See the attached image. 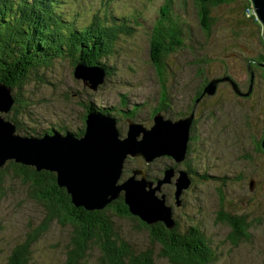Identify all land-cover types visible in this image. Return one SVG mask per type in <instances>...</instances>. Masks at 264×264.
<instances>
[{
    "label": "trees",
    "instance_id": "trees-1",
    "mask_svg": "<svg viewBox=\"0 0 264 264\" xmlns=\"http://www.w3.org/2000/svg\"><path fill=\"white\" fill-rule=\"evenodd\" d=\"M189 1L195 11L196 25L204 38H207L213 33L218 19L217 15L214 16V11L219 5H227L232 0H163L158 8V17L147 26L149 31L141 44L147 48V62L158 83L156 103L153 109L148 108L151 111L150 125L154 123L153 116L156 113L165 111L171 116H177L185 112L187 115L179 118L193 116L190 128L192 126L197 128L192 135L194 143L190 142V131L188 134L186 151L188 159L177 161L174 156L163 155L167 160H171L175 168L185 169L189 173L190 184L183 191L181 198L194 182L191 174L200 176V180L214 177L206 172L198 174L191 167V162L199 160L197 154H201L202 150L197 144L207 140L210 135V128L207 126L217 120L216 113L212 109L217 99L223 95H231L233 100L230 104L236 106L237 103L253 97L256 78L264 80V66L260 65L264 64L263 25L254 12L251 0H244L242 13L239 11L240 6L237 5L235 23H240L239 19L242 22L252 20L253 25L250 26L249 31H253L250 33L255 35L253 37L257 41L259 54L256 55L250 51L251 55H248L243 48L241 51L245 52L242 56L247 59V62L238 67L236 55L233 54L231 57H225L228 58L227 63L223 62L224 57L204 56L197 59L193 76V81L196 82L190 88L194 92L188 101L180 104L183 107L181 111L176 109L178 107L175 108L170 98L174 99L172 92L181 81H184V76H171L170 60L185 47L184 38L187 37L185 26L189 25L179 13ZM87 7H89L88 4ZM114 11L110 2L102 3L96 9H90L87 18L84 19L85 23L78 25L81 18L78 19L77 12L71 14L70 10L64 6V0H0V82L11 87L14 98L11 109L3 116L15 124L18 133L42 136L54 132H68L81 136L85 131V115L88 111L96 110L104 115L115 117L112 112L114 105L111 107L94 105L92 95L95 90L87 87L92 90L86 91L91 97L83 105L77 127L74 128L73 123L68 124L65 119L56 118L60 115L53 113L49 114L51 115L49 118L56 119L54 122H48L47 125L42 124L46 122L45 116L39 115L37 127L33 122L38 115L34 111L35 102L33 103L25 93V87L32 82L36 90L54 85V78L49 75H52L53 65L58 60H67L73 68L78 62L99 65L105 71V82L113 74L114 67L108 63V59L118 53L119 40L123 35H132L138 27L141 28L142 24H145L138 8L135 10L129 8L125 13L116 11L115 14ZM230 32L237 35L233 27ZM216 62L219 66L212 68L211 64ZM48 69H50L49 73L46 72ZM239 72L242 73V81L239 79ZM212 81H215L214 89L212 93H209L207 88ZM104 82L98 88H101ZM186 83L188 84L187 80ZM63 97L66 101L74 102L75 100L76 103L80 101L67 92L63 93ZM121 97L125 106L127 96L123 94ZM139 106L140 104L123 113L126 123L128 119L141 123L136 113ZM262 107L264 108V105ZM204 109L206 110L203 111ZM172 112L177 114L172 115ZM230 112L232 113V110ZM240 117L250 128L249 112L246 111ZM22 119L31 124L30 129L22 128L20 122ZM201 125L202 131H200ZM203 133L205 135H202ZM216 136L218 137L217 133ZM248 137L249 147L242 150V159L245 162H254L256 156L261 155L264 159V126L259 137L255 134H250ZM190 144L193 145L192 148ZM127 159L145 163L141 155L135 157L128 155ZM160 171L163 173V170ZM145 173L149 179L158 178L148 170ZM240 173L238 171L237 177L227 175L220 177L222 187L233 179L238 182L241 180L245 185L247 178L252 177L247 175V178L243 179V174ZM15 181L17 182L11 185ZM250 181L254 184V180L249 179L248 188H250ZM15 184L22 188L21 194L24 197L41 206L42 217L36 225L27 227L24 235L13 243L4 264H44L33 259L34 246L54 222L70 228L68 241L64 245V251L61 252L63 256L61 264H84L85 261L90 260L95 264H159L161 259H165L168 264H218L226 253L220 246L222 242L231 245L227 252L240 245L243 249H251L256 237L254 231L264 227V217L229 204L221 188L216 191L217 201L214 207L201 215L202 220L190 219V224L188 222L187 227L184 225L181 228L177 220H174V225L169 226L162 220L149 223L133 215L125 203L123 192L117 199L99 208L87 209L83 206H75L66 187L58 184L56 171L37 169L34 165L22 164L14 160L7 161L0 168V206L8 195H16L13 189ZM170 186L173 188L170 196L172 198L170 202H172L175 199L176 186L173 182ZM174 205L176 206L175 202ZM206 212L211 217L214 215L211 227L226 228L222 240L215 235V232H213L214 236L209 234V224L204 221L207 218ZM125 218L135 220L140 228L134 224L122 225L118 222ZM260 232L264 235V230ZM128 233L139 235L141 238L135 239L144 240V246H137L128 237Z\"/></svg>",
    "mask_w": 264,
    "mask_h": 264
},
{
    "label": "rangeland",
    "instance_id": "rangeland-1",
    "mask_svg": "<svg viewBox=\"0 0 264 264\" xmlns=\"http://www.w3.org/2000/svg\"><path fill=\"white\" fill-rule=\"evenodd\" d=\"M106 2L111 3V6L115 9V14L116 11L118 13H125L129 8L133 10L138 8L142 13L145 23L142 24L141 28L138 27L132 35H123L119 40L117 44L118 53L108 59V63L114 67L113 74L92 95L93 102H95L94 105L106 107L114 105L112 112L117 118L120 135L126 137L128 127L123 113L139 104L140 106L136 113L140 117V124L151 126V111L148 108L151 107L153 109L156 103L158 83L152 68L147 62V48L141 44L144 42L147 36L146 33L149 31L147 26L152 24L158 17V8L163 3V0H65V6L71 10V14L78 13V19L81 18L78 23L80 25L87 18L90 9H96ZM87 4L89 7H87ZM244 4V0H232L227 5H219L214 11V16H218L217 22L213 33L207 38H204L196 25V15L190 1L186 4L185 8L181 9L179 14L187 20L189 26H185L187 35L184 38L185 47L179 50L170 60L172 64L171 76H184V81H181L173 92L170 91L174 95V99L170 98V100L174 103L175 108L178 107L176 109H180L181 111L183 107L180 104L188 101L194 92L190 88L196 82L193 81V76L195 75V62L197 59L204 56L224 57L223 62L227 63L228 58L225 57H231L233 54L236 55L238 62L236 66L238 67L245 62V57L242 56L245 51L248 55H251L248 51L252 53L258 52L257 41L253 37L255 35L250 33L253 31H249L250 26L253 25L252 20L242 22L239 19L240 23H235V13L238 10L237 5L240 6L239 11L242 13ZM232 27L237 31V35L230 32ZM243 48H245V51H241ZM219 63L222 64L221 61ZM219 63H212V68L219 66ZM46 72L49 73L50 69ZM238 76L240 81H242L241 72L238 73ZM49 77L54 78V85L52 86L36 90L32 82L25 87V93L31 98L33 103L35 102L34 111L38 114L37 119L33 120V122L38 127V116L44 115L46 122L42 124L47 125L48 122H54L56 118H60L65 119L68 124L73 123L74 128L77 127V124L80 123L79 118L82 115L83 105L91 97L87 95L86 91L92 90L87 88L88 86H85L81 80L73 77V66L67 60L56 61L53 65L52 75H49ZM253 88L254 94L249 100L241 101L234 106L230 104V101L233 100L232 96L223 95L217 99L216 105L212 108L216 113L217 120L214 123H209L207 126V128H210V135L207 137V140L202 143L198 142L199 144L197 145L201 148L202 155L200 153L197 154L199 160L197 162L193 160L191 167L198 174L206 172L214 177L200 180V176H197L195 173L191 174L194 182L182 196V204L178 207L174 205L175 199L170 202L172 200L170 198L171 191H173L170 183L162 182L160 188L155 191L156 196L160 199H162L163 194L166 195V201L171 205L173 219L179 221L181 228L184 225L187 227L190 224V219L202 220L201 215L206 210H211L214 207L217 201L216 191L218 188H221L229 204L236 205L241 210H248L253 214L264 217V179H262L264 178V159L261 155L259 157L256 156L254 162H245L241 155L242 150L249 147L248 136L255 134V136L259 137L264 126V108L262 107L264 105V80H257L256 78ZM66 92L80 101L77 103L75 100L74 102L66 101L63 97V93ZM123 94H126V99H128L125 106L121 97ZM230 110H232V113ZM246 111L250 114V128L247 127L243 118L240 117ZM50 113L59 114L60 117L49 118L51 116L49 115ZM159 113L166 118L175 117L165 111ZM175 114L177 113L172 112V115ZM20 122L22 128L27 127L30 129L31 124H28L27 121H23L22 119ZM202 130L203 126L201 125L200 131ZM216 133L219 138L216 136ZM202 135H205V133ZM11 157L15 158V156ZM161 157L163 155L156 157L150 164L146 162L142 164L133 159H125L126 161L122 169L123 180L128 177L140 178L141 174L137 171H135L136 173L132 172L138 169L148 170L151 174L157 175L159 179H163L164 174L159 169L163 170L166 165L169 167L174 166L171 164V160ZM14 158L9 160H23V157ZM4 165L5 163L1 167ZM176 169L177 167L175 171ZM238 171L241 172L240 174H243V179H246L247 175L252 177L247 178L245 185L241 180L238 182L233 179L222 187L220 177L224 175L237 177ZM256 172L262 173L256 174ZM249 179L254 180V184L250 188L247 186ZM123 180L118 181V185H122ZM16 182H12L11 185ZM13 189L16 195H8L3 199L0 206V264L5 263V257L9 249L15 241H18L24 235L27 227L36 225L42 217V208L37 202L24 197L21 194L22 188L19 185L15 184ZM208 212L205 214L207 218L204 221L209 224V234L214 236L213 232H215V235L222 240L226 228L222 226L211 227L214 215L211 217L208 215ZM166 213L164 212L162 215L165 216L166 220H169ZM118 222L122 225L134 224L140 228L137 222L130 218L120 219ZM69 230L68 226L54 222L48 232L43 234L34 246L33 259H36L38 262L41 261L44 264H61L63 258L61 252L64 251V245L68 241ZM261 230H264V227L254 231L256 237L254 246L251 249H243L242 245H240L227 252V249L231 245L222 242L220 246L226 253L221 257L218 264H264V235L260 232ZM142 232L145 231L142 230ZM128 237L137 246L143 247L145 244L144 240L135 239L141 238L139 235L128 233ZM84 264L95 263L90 260L85 261ZM159 264H168V262L165 259H161Z\"/></svg>",
    "mask_w": 264,
    "mask_h": 264
},
{
    "label": "water",
    "instance_id": "water-1",
    "mask_svg": "<svg viewBox=\"0 0 264 264\" xmlns=\"http://www.w3.org/2000/svg\"><path fill=\"white\" fill-rule=\"evenodd\" d=\"M251 2L256 16L263 25L262 34L264 36V0H251ZM260 65L264 66V64ZM73 75L75 79L81 80L85 86L92 90H97L104 82L105 71L99 65H87L78 62L73 68ZM214 84L215 81H212L208 86L207 91L209 93L213 92ZM13 103L14 98L11 87L4 82H0V167L9 159L14 158L11 156H15V158L23 157V160L14 159L22 164L34 165L37 169L56 171L58 184L66 187L75 206H83L87 209L99 208L117 198L123 192L125 203L133 215L149 223L162 220L169 226L174 225L171 205L167 203L166 195L163 194L162 199H160L156 196L155 191L160 188L162 182H173L176 186L174 190L175 204L180 206L181 195L190 184L187 170H179L176 174L174 167L166 166L163 169L164 178L152 180L147 177L143 169H138L132 172L136 173L135 171H137L141 174L140 178L128 177L123 180L122 169L128 155L132 157L141 155L145 162L149 164L156 157L162 155L174 156L177 161L184 160L188 146L190 122L193 116L189 115L173 121L171 118H166L161 113H157L153 116L154 123L150 126L156 128V131L152 134L145 124L136 123L128 119L127 137L124 138L120 135L119 129L116 128L117 119L115 117L104 115L100 111L90 110L85 115V131L81 136L68 132H54L42 136H33L19 134L16 131L15 124L3 116V113L7 114L9 112ZM106 123L112 125L113 138L105 137L103 134L108 131L104 127ZM129 128H131V135L128 142L123 145V141L128 139ZM171 140L173 141L172 143H167L171 142ZM88 142L90 144L94 142L103 143L92 144L93 147L89 149L74 150V146L84 145ZM169 144H172L174 148L169 149ZM49 145L54 148L61 147L64 150L66 147L71 146L72 150L70 153L61 151L52 153L45 150V147ZM111 164H113V171L110 177L111 183L109 182L107 186L101 180L105 177L101 173H104V170ZM102 165H104V168ZM93 174L95 175L93 176ZM120 180H123L122 185H118ZM252 185L253 183L250 181L249 186L252 187ZM81 188L83 192L80 191ZM133 194L141 195L140 197L146 195L148 199L152 198L150 203L148 199L146 200V198L142 197L151 206V209L136 205ZM164 212H167L166 215L169 220H166L165 216L162 215Z\"/></svg>",
    "mask_w": 264,
    "mask_h": 264
},
{
    "label": "bare ground",
    "instance_id": "bare-ground-1",
    "mask_svg": "<svg viewBox=\"0 0 264 264\" xmlns=\"http://www.w3.org/2000/svg\"><path fill=\"white\" fill-rule=\"evenodd\" d=\"M98 121H99V119H97ZM172 120V119H171ZM101 121V120H100ZM173 121H175V120H173ZM104 123V122H103ZM100 126V125H99ZM111 124L109 125V123H106V125L104 126L108 131H106V133H103L104 134V136L105 137H110V138H113L114 137V134L111 132ZM168 126V125H167ZM116 128H118V125L116 124ZM148 129H150L151 130V134L152 133H154L155 131H156V128L155 127H150V128H148ZM158 129V128H157ZM97 130V129H96ZM98 131V130H97ZM100 131V130H99ZM102 131V130H101ZM163 132V131H162ZM180 132V131H179ZM95 133H97V132H95ZM99 135H100V133H98ZM102 134V135H103ZM130 135H131V128H129V132H128V139H126V140H124L123 141V145H125L127 142H128V140H129V137H130ZM159 135V134H158ZM165 135H167V134H165ZM164 135V136H165ZM171 135V134H170ZM157 136V135H156ZM126 137H127V133H126ZM126 137H124V138H126ZM165 138V137H164ZM100 139V138H99ZM155 139V138H154ZM161 139V138H160ZM162 140H163V138H162ZM170 140V139H169ZM101 141V140H100ZM106 141V140H105ZM112 141V140H111ZM156 141V140H155ZM48 142V141H47ZM110 142V141H109ZM160 142V141H159ZM173 141L171 140V142H167V143H172ZM64 143V142H63ZM69 143V142H68ZM98 143H103V142H94V143H92L93 145H95V144H98ZM163 143H165V142H163ZM92 144H90L89 142L87 143V144H84V145H77V146H74V150H83V149H89V148H91V147H93L92 146ZM174 144V143H173ZM100 145H102V144H100ZM110 145V144H109ZM165 145V144H164ZM163 145V146H164ZM108 147V146H107ZM169 149H172V148H174V146L172 145V144H169ZM95 148H96V146H95ZM163 148V147H162ZM97 149V148H96ZM46 151H48V152H52V153H57L58 151H61V152H67V153H70L71 152V150H72V147L71 146H69V147H66L65 148V150H64V148H61V147H59V148H54V147H52L51 145H49V146H47V148L45 149ZM75 152V151H74ZM89 164V163H88ZM103 166V168H104V165H102ZM102 168V169H103ZM106 168V167H105ZM174 169H175V167H174ZM99 170V169H98ZM96 171V170H95ZM112 171H113V164H111L109 167H107L105 170H104V173H101V175H105V177H103V179H101L102 180V182L104 183V184H108L109 182H110V177H111V174H112ZM91 173V172H90ZM115 173V172H114ZM87 175V174H86ZM95 174H93V176H94ZM114 175V174H113ZM90 178H91V175H90ZM93 178V177H92ZM96 178V177H95ZM101 178V177H100ZM83 180V179H82ZM97 180V179H96ZM100 181V180H99ZM112 181V180H111ZM83 183V182H82ZM81 183V184H82ZM95 183V182H94ZM97 184H98V182H96ZM111 183V182H110ZM101 185V184H100ZM112 185V184H111ZM83 186V185H82ZM102 186H105V185H102ZM108 186V185H107ZM111 187V186H110ZM105 188V187H104ZM107 189V188H106ZM103 190V189H102ZM102 190H101V192H102ZM81 192H83V190H82V188H81V190H80ZM80 193V192H79ZM100 193V192H99ZM144 194V193H143ZM97 195V194H96ZM149 195V194H148ZM133 196V199H134V203H136V205H138V206H141V207H146V208H148V209H151V206H149L148 204H147V202L144 200V199H142V197L143 198H146V200L148 199L147 198V196L146 195H142V197H140L139 195H137V194H133L132 195ZM115 199H117V198H115ZM152 199V198H151ZM151 199H148V201L151 203L152 202V200ZM91 200V199H90ZM95 200V199H94ZM154 205V204H153ZM154 207H155V205H154Z\"/></svg>",
    "mask_w": 264,
    "mask_h": 264
},
{
    "label": "flooded vegetation",
    "instance_id": "flooded-vegetation-1",
    "mask_svg": "<svg viewBox=\"0 0 264 264\" xmlns=\"http://www.w3.org/2000/svg\"><path fill=\"white\" fill-rule=\"evenodd\" d=\"M248 52H250V51H248ZM255 54L257 55V54H259V53L257 52V53H255ZM244 61L247 62V59L245 58ZM255 76H257V75H255ZM222 106H223V105H222ZM205 110H206V109H204L203 111H205ZM213 111H214V110H213ZM199 114H202V112H199ZM185 115H187V113L182 112V113L178 114L177 116H175V117H173V118H171V119H172V120H175V119L177 120V119H180L179 117H182V116H185ZM196 129H197V128H195L194 126H192V127L190 128V134H191V140H190V142H191V143H194L193 140H192V135L195 134ZM196 144H197V143H196ZM198 144H199V143H198ZM192 147H193V145L190 144V148H192ZM161 158L166 159V157H161ZM186 159H188V158L186 157ZM179 170H181V169H179V168L177 167V169H176V171H175L176 174L178 173ZM159 171H160V169H159ZM170 196H171V195H170Z\"/></svg>",
    "mask_w": 264,
    "mask_h": 264
}]
</instances>
